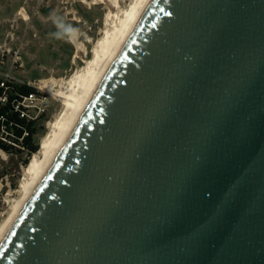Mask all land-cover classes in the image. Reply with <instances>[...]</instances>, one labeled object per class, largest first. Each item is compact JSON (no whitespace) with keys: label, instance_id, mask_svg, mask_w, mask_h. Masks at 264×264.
<instances>
[{"label":"water","instance_id":"95a60500","mask_svg":"<svg viewBox=\"0 0 264 264\" xmlns=\"http://www.w3.org/2000/svg\"><path fill=\"white\" fill-rule=\"evenodd\" d=\"M0 264H264V0H145Z\"/></svg>","mask_w":264,"mask_h":264},{"label":"rangeland","instance_id":"374dc122","mask_svg":"<svg viewBox=\"0 0 264 264\" xmlns=\"http://www.w3.org/2000/svg\"><path fill=\"white\" fill-rule=\"evenodd\" d=\"M21 10L26 11L28 20L19 15ZM106 13L103 4L88 5L82 0H0V76L9 73L22 82H31L49 100L48 110L36 125L39 147L48 123L62 110L61 102L42 90L39 82L68 78L77 66L85 65L101 36ZM74 32H78V41L88 52L76 59V65V48L70 40ZM21 152L0 150V224L19 195L28 166L23 163L28 153Z\"/></svg>","mask_w":264,"mask_h":264},{"label":"bare ground","instance_id":"6f19581e","mask_svg":"<svg viewBox=\"0 0 264 264\" xmlns=\"http://www.w3.org/2000/svg\"><path fill=\"white\" fill-rule=\"evenodd\" d=\"M82 1L88 5H104L107 10L104 28L101 36L93 45L92 56L85 60L84 66H77L68 78L58 80L49 78L39 82L42 90L61 102L62 110L53 121L48 123V132L42 137L38 152L28 163L19 195L13 200L8 217L0 224V241L50 166L145 2V0ZM19 15L28 20L25 10H21ZM78 39V32H74L70 38L76 48L73 57L74 64L77 58H83L88 53L87 47Z\"/></svg>","mask_w":264,"mask_h":264},{"label":"trees","instance_id":"16d2710c","mask_svg":"<svg viewBox=\"0 0 264 264\" xmlns=\"http://www.w3.org/2000/svg\"><path fill=\"white\" fill-rule=\"evenodd\" d=\"M35 92L36 89L30 86L12 84L11 90L7 92V103L0 106V117L3 118V120H0V132L3 127L4 132L8 134L7 139L26 150L28 158L23 162L25 165L28 164L31 156L39 150V143L35 140V136L38 133V128L36 126L37 122L21 118L20 114L15 112L13 103L15 100L19 99V96H26ZM25 133H27L26 136H24ZM20 139H22V141H20ZM18 149L17 147L0 140V150H3L6 153H11L13 150L22 153V149Z\"/></svg>","mask_w":264,"mask_h":264},{"label":"built area","instance_id":"2783aa9c","mask_svg":"<svg viewBox=\"0 0 264 264\" xmlns=\"http://www.w3.org/2000/svg\"><path fill=\"white\" fill-rule=\"evenodd\" d=\"M12 84L27 85L33 88V83L31 82H22L15 77H12L9 73L2 74L0 76V106L7 103V92L11 90ZM18 98L19 99L15 100L13 103L14 110L20 114L21 118H24L28 121L37 122L38 119L41 118L49 108L48 98L39 93L37 90L35 93H31L26 96H19ZM0 120H3V118L0 117ZM7 135L8 134L4 132L2 127L0 132V140L24 150V148L12 143L9 139H7ZM26 135L27 133L24 134V136ZM22 139H20V141H22Z\"/></svg>","mask_w":264,"mask_h":264}]
</instances>
